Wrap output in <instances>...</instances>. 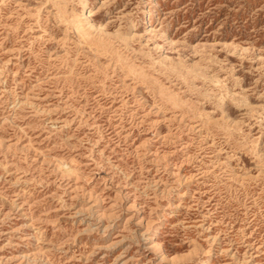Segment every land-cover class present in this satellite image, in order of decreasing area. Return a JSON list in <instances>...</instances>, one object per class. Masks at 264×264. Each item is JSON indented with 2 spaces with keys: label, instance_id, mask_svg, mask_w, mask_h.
Segmentation results:
<instances>
[{
  "label": "rangeland",
  "instance_id": "374dc122",
  "mask_svg": "<svg viewBox=\"0 0 264 264\" xmlns=\"http://www.w3.org/2000/svg\"><path fill=\"white\" fill-rule=\"evenodd\" d=\"M56 1L0 0V264H264V0Z\"/></svg>",
  "mask_w": 264,
  "mask_h": 264
},
{
  "label": "bare ground",
  "instance_id": "6f19581e",
  "mask_svg": "<svg viewBox=\"0 0 264 264\" xmlns=\"http://www.w3.org/2000/svg\"><path fill=\"white\" fill-rule=\"evenodd\" d=\"M66 0L56 1L55 3L58 5V12L60 13V17L70 26L72 27L81 37L92 41L98 47H107L108 43L105 38H101L96 35H92V30L96 29L97 26L93 23V10L90 9L88 5L89 0H81L82 6H84L83 16L78 15L74 11H69L66 5H63V2ZM103 4V3H102ZM30 7V6H29ZM99 27V26H98ZM105 27V25H104ZM104 27H99L100 30L106 31ZM135 24L132 25L131 28H134ZM43 28V27H42ZM95 31V30H94ZM153 32V31H152ZM136 33V32H135ZM106 37V36H105ZM123 39H128L123 37ZM127 41V40H126ZM111 43V42H110ZM113 43V42H112ZM92 44V43H91ZM126 46V45H125ZM116 47V46H115ZM112 51V50H111ZM103 54V53H102ZM182 57V56H181ZM128 68V67H127ZM132 71V70H131ZM137 71V70H136ZM139 72V71H138ZM137 73V72H136ZM208 75V74H207ZM148 77V76H147ZM155 247H160V243L157 240H154ZM194 249V248H193ZM164 252V251H163ZM165 260L172 261V258H169L166 254L163 256ZM166 262V261H165ZM207 263V260H204V264Z\"/></svg>",
  "mask_w": 264,
  "mask_h": 264
}]
</instances>
